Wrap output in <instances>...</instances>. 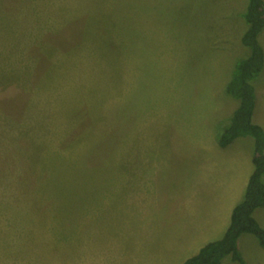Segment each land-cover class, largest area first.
I'll return each instance as SVG.
<instances>
[{"label": "rangeland", "instance_id": "obj_1", "mask_svg": "<svg viewBox=\"0 0 264 264\" xmlns=\"http://www.w3.org/2000/svg\"><path fill=\"white\" fill-rule=\"evenodd\" d=\"M246 1L0 0V264L196 253ZM253 84L264 129V68Z\"/></svg>", "mask_w": 264, "mask_h": 264}, {"label": "trees", "instance_id": "obj_2", "mask_svg": "<svg viewBox=\"0 0 264 264\" xmlns=\"http://www.w3.org/2000/svg\"><path fill=\"white\" fill-rule=\"evenodd\" d=\"M242 17L246 29L241 36V43L249 54L234 64L225 84L224 93L237 101V105L228 123L218 133L217 142L224 147L237 138H251L253 171L243 198L233 208L230 223L222 237L204 244L182 264H223L225 257H230L238 264H246L237 246L238 238L243 233L254 235L264 247V228L252 214L256 208L264 205V129L252 121L256 102L253 81L264 67V50L258 39L264 28V0H247Z\"/></svg>", "mask_w": 264, "mask_h": 264}, {"label": "crops", "instance_id": "obj_3", "mask_svg": "<svg viewBox=\"0 0 264 264\" xmlns=\"http://www.w3.org/2000/svg\"><path fill=\"white\" fill-rule=\"evenodd\" d=\"M241 22L243 23L242 20ZM258 39L264 50V28L259 34ZM228 80L229 78L222 79V84L219 85L220 89L216 92L212 90V92L214 93L213 95L215 97L223 95V104L228 105L229 103V109L232 108L234 110L237 103L235 104L229 97H224L225 93L223 87H225V84L228 82ZM233 110H231V112ZM223 125L224 121L219 130L211 125V139L205 140L203 142L205 143L203 145H205L207 151L206 153H204L203 160L201 161L203 163L205 162L206 165L207 161L208 163H210V161L213 159V157L211 156V152L216 153L215 157H219L221 158V160L216 162L218 164V168L213 169H217L218 173H214L211 171V178H213L212 180H210L209 184L205 186V192L209 195V198L205 203L204 209L200 210V222L198 224L195 220L193 221V226L195 227L196 225V227L194 228L195 234L193 235L191 240L188 241V247H196V253L207 242L217 240L222 237L230 223L232 210L235 205L242 200L249 176L253 171V146H251L250 144H248L249 147L247 146V143L245 142L246 140H242V138L245 137L237 138L232 143L224 147L218 144L217 134L220 132V130H222ZM231 147L234 148L231 149ZM110 157L111 156H109L110 161L113 162ZM203 192L204 188L203 190L200 189V193ZM143 205L146 207H152L150 202H144ZM252 214L253 217L258 221V223L264 228V205L262 207L256 208ZM252 236L254 235L249 233H243L242 235H240L237 242L238 249L240 253H244L245 256H243V254L241 255L244 258L246 264H264V247H262L259 244L258 240ZM246 258H248L249 260H247ZM184 261H182L180 264H182ZM223 264L238 263L232 261L230 257H225L223 259Z\"/></svg>", "mask_w": 264, "mask_h": 264}]
</instances>
